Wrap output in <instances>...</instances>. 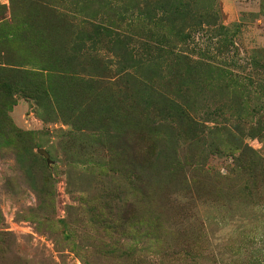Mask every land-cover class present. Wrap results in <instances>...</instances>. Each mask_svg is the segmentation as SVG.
<instances>
[{"label": "rangeland", "instance_id": "obj_1", "mask_svg": "<svg viewBox=\"0 0 264 264\" xmlns=\"http://www.w3.org/2000/svg\"><path fill=\"white\" fill-rule=\"evenodd\" d=\"M190 1L0 0V264H264V0ZM106 24L158 72L83 39ZM167 92L209 128L171 133Z\"/></svg>", "mask_w": 264, "mask_h": 264}, {"label": "trees", "instance_id": "obj_2", "mask_svg": "<svg viewBox=\"0 0 264 264\" xmlns=\"http://www.w3.org/2000/svg\"><path fill=\"white\" fill-rule=\"evenodd\" d=\"M202 1V0H199ZM167 2L171 3L172 7H170L169 4L166 3V10H163L162 12H166L163 18L161 20H165L167 15L169 14V17H172L174 20L186 18L185 16H193L192 13V6L194 7L195 4L197 5L198 2H191L190 0H167ZM201 3V2H200ZM194 10V9H193ZM197 13L198 18L197 23H199L200 26H214L218 30L224 28L223 25L220 23L219 15L216 14V12L213 10L211 11L209 7H202L200 11ZM128 11H126L123 15V19H126ZM149 16H153L149 14ZM113 24H106V25H98L94 26L92 31H89L88 34L85 35V38L89 42L94 43L95 40L98 39L101 33H104L105 36H112L113 41L112 45H114L118 51L115 53V55L119 58V63L122 67L128 66L131 67L136 71V68L141 65L140 68L146 71L152 72V67H154L153 72H158L159 67L155 66L154 61H149L147 63L140 62L141 59L138 58V53L135 47H132L131 40L128 39V35L126 36L124 33H119L116 31V29H111ZM126 62V64H125ZM135 63V64H134ZM143 103H151L154 102L158 105V112L160 114V117L163 121H169L173 125L171 126L172 131L171 133L176 132V128L179 129H188L189 132L194 133L198 130L203 131L205 129H208L205 119L199 117L198 111L194 110L192 111L185 103L184 101H178L174 98L172 93H158V94H151L147 96L146 98L143 97ZM242 109H238V113H240ZM264 112V111H263ZM202 119V120H201ZM234 128L238 131L239 135L244 134V130L241 125L235 124ZM248 136L254 137V135L257 134H264V124L261 122H255L249 126ZM247 135V133H246ZM175 137V136H174ZM231 143H233V139H230ZM244 142L240 144V146L236 147L234 150L240 151V160L243 162V169L246 172H249V174H252L253 177V183H256L258 181V178H256V167L259 165L261 161V157L257 155V150L249 145H245L243 148ZM216 151L220 153L225 152H231L230 155L233 159V145L230 147L220 148L216 147ZM253 167V168H252ZM144 195V194H143Z\"/></svg>", "mask_w": 264, "mask_h": 264}, {"label": "water", "instance_id": "obj_3", "mask_svg": "<svg viewBox=\"0 0 264 264\" xmlns=\"http://www.w3.org/2000/svg\"><path fill=\"white\" fill-rule=\"evenodd\" d=\"M39 152L42 153V154L45 155V156H48V154L46 153V151H44V150H42V149H41Z\"/></svg>", "mask_w": 264, "mask_h": 264}]
</instances>
